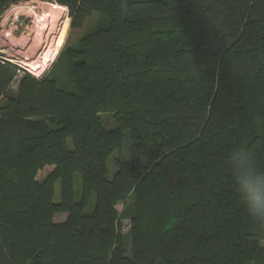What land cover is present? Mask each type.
<instances>
[{"label":"trees","instance_id":"16d2710c","mask_svg":"<svg viewBox=\"0 0 264 264\" xmlns=\"http://www.w3.org/2000/svg\"><path fill=\"white\" fill-rule=\"evenodd\" d=\"M55 1L94 20L0 62V264H264V0Z\"/></svg>","mask_w":264,"mask_h":264},{"label":"rangeland","instance_id":"374dc122","mask_svg":"<svg viewBox=\"0 0 264 264\" xmlns=\"http://www.w3.org/2000/svg\"><path fill=\"white\" fill-rule=\"evenodd\" d=\"M50 3L58 4L55 0H7L1 9L0 62H7L16 67L15 75L8 85L9 90L17 91L19 79L24 73H29L27 69L35 77L44 75L64 45L75 41L94 20L91 17L83 26L72 28L70 27V20L68 19L67 7L61 5L66 8V11L63 15L59 16V20H56L51 17ZM21 18L28 20L24 21L23 24L21 23L19 27L16 23L23 22ZM48 31L51 32L49 33ZM38 61L40 63L35 66ZM29 62H32L31 66L35 67L32 68L28 64ZM102 118L106 121V126L112 125L110 115L103 113ZM127 146L128 142L125 143L124 149ZM114 156L115 154L111 155L108 161L110 173L114 170ZM48 172L49 168L47 167L41 169L37 174V179L42 181ZM59 194L60 185L59 181H57L54 184V200L59 199ZM124 203V201L116 203L117 209L121 212L124 211ZM66 216V213H57L53 219L55 221H61ZM122 225V233L127 234L130 228L129 218H123Z\"/></svg>","mask_w":264,"mask_h":264},{"label":"bare ground","instance_id":"6f19581e","mask_svg":"<svg viewBox=\"0 0 264 264\" xmlns=\"http://www.w3.org/2000/svg\"><path fill=\"white\" fill-rule=\"evenodd\" d=\"M49 7H50V11H51V13H52V19H56V20H59L58 18H59V16L60 15H63L64 14V12L66 11V8L64 7V6H61V5H59V4H56V3H50L49 4ZM60 18H62V17H60ZM54 27V26H53ZM52 31V30H51ZM51 31H48L49 33L51 32ZM50 53V52H49ZM43 59V58H42ZM42 61V60H41ZM31 63L32 62H29L28 64L31 66ZM40 62L38 61L36 64H35V66H37L38 64H39ZM28 64H26V65H28ZM29 66V67H30ZM35 66H31L32 68L33 67H35ZM39 70H40V68H39ZM38 73V72H37Z\"/></svg>","mask_w":264,"mask_h":264},{"label":"clouds","instance_id":"9594fccd","mask_svg":"<svg viewBox=\"0 0 264 264\" xmlns=\"http://www.w3.org/2000/svg\"><path fill=\"white\" fill-rule=\"evenodd\" d=\"M262 202V198L259 195L253 194L250 197V204L253 208L257 206V204H260Z\"/></svg>","mask_w":264,"mask_h":264},{"label":"flooded vegetation","instance_id":"af4514ba","mask_svg":"<svg viewBox=\"0 0 264 264\" xmlns=\"http://www.w3.org/2000/svg\"><path fill=\"white\" fill-rule=\"evenodd\" d=\"M21 20H23V22H21V21L19 22V23H20V26H21V23L23 24L24 21H27L28 19L26 20V19H22V18H21Z\"/></svg>","mask_w":264,"mask_h":264},{"label":"built area","instance_id":"2783aa9c","mask_svg":"<svg viewBox=\"0 0 264 264\" xmlns=\"http://www.w3.org/2000/svg\"><path fill=\"white\" fill-rule=\"evenodd\" d=\"M18 66H20V65H18ZM21 67V66H20ZM28 71H29V73L31 72L29 69H27ZM31 74H32V72H31Z\"/></svg>","mask_w":264,"mask_h":264},{"label":"water","instance_id":"95a60500","mask_svg":"<svg viewBox=\"0 0 264 264\" xmlns=\"http://www.w3.org/2000/svg\"><path fill=\"white\" fill-rule=\"evenodd\" d=\"M16 24L20 27V23L17 22Z\"/></svg>","mask_w":264,"mask_h":264}]
</instances>
